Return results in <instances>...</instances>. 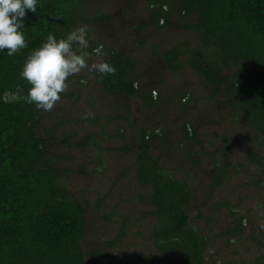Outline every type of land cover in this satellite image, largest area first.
Wrapping results in <instances>:
<instances>
[{
    "label": "trees",
    "instance_id": "obj_1",
    "mask_svg": "<svg viewBox=\"0 0 264 264\" xmlns=\"http://www.w3.org/2000/svg\"><path fill=\"white\" fill-rule=\"evenodd\" d=\"M91 1L39 0L35 14L26 10L22 31L27 47L13 56L6 50L0 53V264H112L104 252L83 248L85 207L67 187L60 157L51 152L52 132L43 124L48 112L25 102L30 85L20 76L26 57L48 33L61 38L89 21L85 10ZM146 2L151 24L158 29L167 27L176 14L187 18L185 27L207 51L190 53L185 65L203 78L212 99L222 95L228 118L248 130L257 148L248 152L247 160L260 169L264 183V0ZM94 19L110 18L95 14ZM183 54L181 45L171 47L162 60L178 73ZM105 61L116 74L94 75L106 94L115 99L140 97L148 107L157 104L159 96L144 93L133 78L137 65L132 57L110 50ZM181 97L185 102L188 96ZM159 136L144 129L127 149L135 154L132 169L144 191L139 202L146 208L143 219L153 222L150 240L159 264H208L211 237L195 227L189 215L194 188L166 171L153 153ZM182 138L189 149L203 145L187 126ZM90 143L83 140L78 148ZM216 166L210 175L212 190L229 174V165ZM261 205L264 211V198ZM127 231L123 220L111 244L124 241ZM258 264H264V254Z\"/></svg>",
    "mask_w": 264,
    "mask_h": 264
},
{
    "label": "rangeland",
    "instance_id": "obj_2",
    "mask_svg": "<svg viewBox=\"0 0 264 264\" xmlns=\"http://www.w3.org/2000/svg\"><path fill=\"white\" fill-rule=\"evenodd\" d=\"M146 3L92 0L85 10L89 21L79 26H87L92 37L88 63L105 61L110 50L125 52L136 62L133 78L139 88L159 96L157 104L148 107L140 97L112 98L96 81L95 71L85 69L68 78L67 90L43 123L52 132L51 139L45 138L52 142L53 156L60 157L64 181L85 207L83 248L104 252L112 264H159L150 240L153 222L143 219L146 208L139 202L144 191L132 169L135 154L127 151L133 138L148 129L160 135L153 153L164 169L194 188L189 215L211 237L208 264H258L264 254V183L260 169L247 160L257 147L248 130L228 118L222 95L212 99L203 78L185 65L190 53L207 51L185 27L187 18L176 14L158 29ZM95 14L110 19L95 21ZM179 45L183 67L176 73L162 56ZM97 46L103 56L92 54ZM184 126L197 133L202 147L192 145L190 151L182 138ZM86 139L90 145L78 148ZM217 164L229 165V174L212 190L210 175ZM123 220L128 222L127 237L112 245Z\"/></svg>",
    "mask_w": 264,
    "mask_h": 264
},
{
    "label": "clouds",
    "instance_id": "obj_3",
    "mask_svg": "<svg viewBox=\"0 0 264 264\" xmlns=\"http://www.w3.org/2000/svg\"><path fill=\"white\" fill-rule=\"evenodd\" d=\"M39 0H0V53L13 56L27 47L24 32L26 10L36 13ZM87 26H79L57 38L48 33L39 48L26 57L20 76L30 87L25 102L34 104L36 109L51 111L61 100V93L68 88V78L85 69L94 70L101 77L115 75L116 68L108 61L88 63L86 51L91 39ZM92 54L103 56L102 46L92 50Z\"/></svg>",
    "mask_w": 264,
    "mask_h": 264
}]
</instances>
